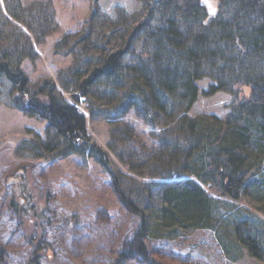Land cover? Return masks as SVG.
Listing matches in <instances>:
<instances>
[{
  "label": "trees",
  "instance_id": "16d2710c",
  "mask_svg": "<svg viewBox=\"0 0 264 264\" xmlns=\"http://www.w3.org/2000/svg\"><path fill=\"white\" fill-rule=\"evenodd\" d=\"M209 1L214 14L206 0L93 9L81 31L55 44L72 65L56 79L32 82L23 64L58 29L55 9L48 1L0 0V97L7 91L13 108L46 121L45 136L30 130L15 154H79L105 168L122 205L139 218L117 260L139 255L163 264L146 238L205 227L232 260L234 246L264 259V221L231 203L245 199L264 213V0ZM206 77L211 82L201 89ZM219 91L233 96L224 116L190 114L201 93ZM134 116L150 130L139 129ZM89 118L108 124V150L89 133ZM34 207L15 198L10 204L20 216ZM44 245L37 240L30 264H40Z\"/></svg>",
  "mask_w": 264,
  "mask_h": 264
},
{
  "label": "rangeland",
  "instance_id": "374dc122",
  "mask_svg": "<svg viewBox=\"0 0 264 264\" xmlns=\"http://www.w3.org/2000/svg\"><path fill=\"white\" fill-rule=\"evenodd\" d=\"M33 1L22 0L25 4ZM41 1L52 3L58 29L36 45L39 56L23 64L32 82L56 79L72 65L73 56L57 52L55 44L65 34L81 31L93 9L114 12L116 5L131 10L138 7L135 0ZM210 82L208 77L200 80V88L206 89ZM232 99L225 91L210 96L201 93L190 114L224 116ZM79 108L86 111V102ZM133 121L142 131L150 130L135 116ZM45 126L46 121L13 108L7 91L0 97V253L4 263L30 264L35 243L43 239L47 246L39 251L40 264H151L139 255L116 259L139 227V218L122 205L107 171L95 159L79 154L53 160L16 156V146L31 136L30 130L45 136ZM88 130L108 150V124L89 118ZM111 156L117 168L129 172L114 154ZM13 198L26 210L32 202L34 210L21 216L14 213L10 208ZM231 203L256 212L264 221V213L247 200ZM146 244L151 257L163 264H264V259L253 258L238 246L231 249V254L238 255L232 260L215 231L206 227L181 231L174 238H146Z\"/></svg>",
  "mask_w": 264,
  "mask_h": 264
},
{
  "label": "water",
  "instance_id": "95a60500",
  "mask_svg": "<svg viewBox=\"0 0 264 264\" xmlns=\"http://www.w3.org/2000/svg\"><path fill=\"white\" fill-rule=\"evenodd\" d=\"M206 4H207V6L209 8V12L214 14L215 8L212 6V3L209 0H206Z\"/></svg>",
  "mask_w": 264,
  "mask_h": 264
}]
</instances>
